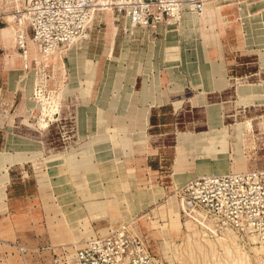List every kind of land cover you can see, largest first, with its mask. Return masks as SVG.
I'll return each instance as SVG.
<instances>
[{
    "label": "rangeland",
    "instance_id": "374dc122",
    "mask_svg": "<svg viewBox=\"0 0 264 264\" xmlns=\"http://www.w3.org/2000/svg\"><path fill=\"white\" fill-rule=\"evenodd\" d=\"M17 1L0 0V28L10 23L5 13H12L22 5L19 0L21 4L17 7ZM221 3L228 12H234L229 16L222 13L216 18L217 32L223 31L227 35L224 39L241 41L245 33L242 28L249 35L256 34L258 39H264V0H226ZM218 5L216 13L221 8ZM113 12L106 22L99 20L101 14L94 15L86 35L71 45L48 50L35 45L33 55L32 46L28 44L31 61L26 70L31 74L28 109L16 110L18 98L7 100L6 110L0 109L5 132L26 143H14L13 149L7 147V152H0V193H3L4 185L9 187L8 182L5 184L6 174L8 179L19 176L30 182L37 180L38 190L33 197L24 199L15 211L7 198L12 187L5 190L3 199L0 198V264H48L49 257L39 253L41 247L51 244L77 247L92 237L105 235L110 223L120 222H126L133 233L144 238L150 253L160 264H264V241H256L254 236L255 241L251 236L241 238L230 230L221 234L212 228V233L204 230L203 227L209 226L202 223L201 227L184 216L171 188L163 191L154 203L146 202L144 209L137 206L140 203L135 201L136 195L132 199V195L123 191L110 194L101 189L106 178L100 182L92 171L99 160L110 157L114 143L122 148L121 144L129 139L131 130H113L112 117L119 115L114 109L123 107L120 91L112 89L113 64L107 75V91L97 97L88 91L96 74L91 75L92 66L96 62L102 66L101 63L112 57V27L108 22L111 20L119 25L122 19L121 14L114 9ZM115 13L119 15L117 18ZM181 20L182 17L174 23L175 29L178 30ZM97 24L98 27H94ZM91 25L94 33L90 32ZM24 32L27 41L33 40L32 31L26 25ZM156 38L160 39V35ZM95 40H100L97 46L91 43ZM102 46L104 49L99 52ZM75 48L83 63L79 78L73 77L69 62ZM15 50L20 57V50ZM3 52L4 48H1L0 55ZM20 80L21 77L19 83ZM184 91L197 89L186 86ZM185 98H189L187 105L191 106L182 112L183 117L192 123L194 128L191 130L198 134L194 137L179 133L178 148L184 144L194 145L191 153L204 166L212 158L211 169L205 171L206 175L264 170V69L256 75L234 78L227 92L222 94L201 99L191 92ZM81 108L89 109L86 114L91 120L101 108L100 132L91 134L88 126L84 139L80 138L77 120ZM123 114L126 115L125 111ZM124 116L122 124L125 123ZM43 120L46 127L41 126ZM208 120L218 129L209 131ZM186 126L182 124L180 130L185 131ZM18 162L26 166L19 173H11L5 168L6 164ZM14 183L16 192L24 194L28 190ZM134 207L138 211L135 217L124 212L128 209L134 212ZM107 211L113 217L108 218ZM20 246L27 249H23L24 255L19 251Z\"/></svg>",
    "mask_w": 264,
    "mask_h": 264
},
{
    "label": "crops",
    "instance_id": "0c3cea01",
    "mask_svg": "<svg viewBox=\"0 0 264 264\" xmlns=\"http://www.w3.org/2000/svg\"><path fill=\"white\" fill-rule=\"evenodd\" d=\"M222 1L226 0L209 1L205 4V8L214 4L213 2L221 5ZM204 12L200 14L185 12L178 30L173 27V22L160 25L155 30L139 27L131 24L129 19L122 15L120 24L113 23L111 30L112 62L109 57L106 63H101L102 66L100 62H96L91 68V75L95 72L96 74L92 77L88 91L90 95L97 97L107 91L105 88L107 75L113 64L112 89L120 91L119 97L123 106L114 109L119 115L115 113L117 116L112 117L113 130L118 132L122 128L131 129L129 139L121 144L122 148L114 143L110 157L99 160L95 171L92 172L100 182L102 178L103 180L106 178L107 182L100 185L103 192L112 194L123 191L127 195H132V199L136 195L135 201H139L140 204L137 206L141 209L145 208L146 202L154 203L155 199L168 188L173 189L174 192L175 187L195 177L206 175L205 171L211 169L212 163H209L213 159L210 158L211 161L204 166L198 157L191 153L194 145L184 144L180 149L178 148L179 133H189L194 137L198 134L191 130L194 128L192 123L182 114L187 106H191L189 103L187 105L189 98H185L186 94L197 93L201 99L207 95L222 94L227 92L230 81L234 78L256 75L264 69V39H258L256 34L249 35V32L242 28L245 31L242 40L229 42L227 38L224 39L227 35L223 31L217 32L216 18L222 13L229 16L234 12H228L223 4L218 13ZM110 13L113 14L112 11H107L105 16L98 11L94 15L97 17L101 14L98 16L99 20L106 22ZM118 16L116 14L115 18ZM203 16H210L207 24H201ZM196 18L200 19L198 23L195 22ZM94 27H98V24ZM2 28H0V49L4 48V52L0 55V109L6 110L7 100L18 98L16 110L23 112L29 105L27 96L31 87V74L23 69L21 58L14 55L17 54L15 47L3 33ZM207 33L209 37H204ZM157 35H160V39L156 38ZM102 40L101 42H104ZM99 41L95 40L91 43L96 45ZM80 42L76 43V48ZM172 44L175 45L171 46ZM76 48L72 50L73 56L69 62L73 77L79 78L82 76L83 63L82 56L78 54L79 50ZM103 49V46L100 47L99 52ZM176 66H179V69ZM186 86L194 87L197 91H184ZM100 109H97L96 118L92 120L86 114L90 112L88 108L80 109L77 120L81 129V139L87 138L86 130L89 128L91 134L93 131L100 132ZM124 111L126 115H122ZM123 116L124 124L121 120ZM207 122L209 131L218 129L210 123L211 120ZM4 124L0 119V152L8 148L13 149L14 143H26L22 139L10 136L8 131L6 133ZM182 124L187 125L185 131L180 130ZM5 168L11 173H19L26 166L25 163L18 162L6 164ZM7 182L9 187L6 188L4 185L0 198L3 199L5 190L8 191L12 187L7 198L14 211L24 199L33 197L38 190L37 180L30 182L19 176L8 179L6 174L5 184ZM14 182L27 187L28 190L24 194L16 192L13 187L16 186ZM135 208L134 212L129 209L124 212L135 217L138 213ZM107 217L113 216L107 211ZM112 225L116 223H110L108 227Z\"/></svg>",
    "mask_w": 264,
    "mask_h": 264
},
{
    "label": "built area",
    "instance_id": "2783aa9c",
    "mask_svg": "<svg viewBox=\"0 0 264 264\" xmlns=\"http://www.w3.org/2000/svg\"><path fill=\"white\" fill-rule=\"evenodd\" d=\"M209 1L214 0H22L14 13L16 47L27 70L31 61L25 25L38 47L48 50L83 38L94 13L104 9H114L131 24L155 30L178 22L185 12L200 14ZM174 194L184 216L201 227L202 223L209 226L204 230L212 228L220 234L230 230L241 238L264 241V170L198 176L175 187ZM39 250L49 257L48 264H160L144 238L126 222L108 227L105 235L77 247L59 244Z\"/></svg>",
    "mask_w": 264,
    "mask_h": 264
},
{
    "label": "bare ground",
    "instance_id": "6f19581e",
    "mask_svg": "<svg viewBox=\"0 0 264 264\" xmlns=\"http://www.w3.org/2000/svg\"><path fill=\"white\" fill-rule=\"evenodd\" d=\"M14 1V0H13ZM17 1V0H16ZM19 1V0H18ZM18 1H17V3H16V6L18 7L21 3H18ZM22 1V0H21ZM12 6V5H11ZM16 7V8H17ZM21 7V6H20ZM20 7H18L14 12H12V13H8V12H6L5 14H6V18H8L9 19V21H10V23L8 24V25H6L5 27H3L2 28V30H3V33L7 36V38L9 39V40H11V42H12V44H13V46L15 47V44H16V37H17V23H16V21L14 20L15 19V15L16 14H14L16 11H18V9L20 8ZM220 6L217 4H212V5H209V6H207L206 8H204V13H210V14H212V13H216V9H218ZM112 10V12H113V9H111ZM111 10H109V9H104L103 11H100V13H102L103 15H105L106 16V12L107 11H111ZM115 11V10H114ZM207 11V12H206ZM218 11V10H217ZM8 13V14H7ZM114 13V12H113ZM94 17V16H93ZM93 17H92V19H93ZM209 17L210 16H203L202 18H201V24L203 23V24H207L208 22H209ZM91 19V20H92ZM200 19L199 18H196L195 19V22H197L198 23V21H199ZM106 21H107V19H106ZM109 24H110V26L112 27L113 26V22H111V20L108 22ZM91 28H90V30L93 32V30H92V25L90 26ZM202 27V26H201ZM210 28V27H209ZM209 28L207 29L208 31H209ZM1 30V31H2ZM94 33V32H93ZM99 35V34H98ZM99 37V36H98ZM204 37H209L208 36V33L205 35L204 34ZM29 41H33V40H28V44H29V46L31 45L32 47H31V52H32V54L34 55V48H35V45H37L36 44V42L35 41H33V43H31V42H29ZM35 42V43H34ZM69 45H71V44H69ZM16 48V47H15ZM29 49V48H28ZM30 51V50H29ZM42 54V53H41ZM14 55H16V54H14ZM33 55H32V57H33ZM56 89V88H55ZM54 111V110H53ZM55 113V112H54ZM48 123V122H47ZM41 126H43V127H46L47 126V124H46V122L43 120V122L41 123ZM222 174H225V173H222ZM228 234V233H227ZM253 239H254V237L253 236H251ZM251 238V239H252ZM250 239V238H249ZM254 241H255V239H254ZM224 243V242H223ZM20 248H22L21 246H20ZM22 249H25V248H22ZM227 249V248H226ZM25 250H27V249H25ZM228 250V249H227ZM24 255V254H23ZM22 257V256H21ZM24 258V257H23ZM192 260V259H191ZM25 261V260H24ZM23 263V262H22ZM26 263V262H25Z\"/></svg>",
    "mask_w": 264,
    "mask_h": 264
}]
</instances>
